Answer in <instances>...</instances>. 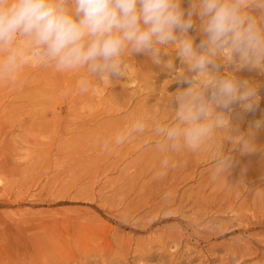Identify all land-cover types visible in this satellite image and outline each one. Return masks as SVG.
Instances as JSON below:
<instances>
[{
	"label": "rangeland",
	"instance_id": "1",
	"mask_svg": "<svg viewBox=\"0 0 264 264\" xmlns=\"http://www.w3.org/2000/svg\"><path fill=\"white\" fill-rule=\"evenodd\" d=\"M131 59L127 76L90 78L85 92L83 70L38 60L0 78V264H264V74L235 72L259 85L238 122L254 151L220 135L165 154L151 121L173 119L172 92L188 86L181 58ZM137 119L146 131L116 144ZM218 149L232 157L228 173L214 171ZM165 155L176 166L161 175Z\"/></svg>",
	"mask_w": 264,
	"mask_h": 264
},
{
	"label": "clouds",
	"instance_id": "2",
	"mask_svg": "<svg viewBox=\"0 0 264 264\" xmlns=\"http://www.w3.org/2000/svg\"><path fill=\"white\" fill-rule=\"evenodd\" d=\"M183 3L0 0V78L13 77L30 60H38L60 72L83 70L79 84L85 92L90 78L102 83L127 76L136 54L160 64L162 56L175 51L183 65L178 76L188 86L172 92L170 123L151 121L157 151L195 152L220 135L232 142L239 138L243 152L254 151L251 139L238 134V122L257 105L259 85L239 79L235 72L264 74V0H188L187 9ZM196 18L201 21L199 44L189 34ZM222 65L235 69L222 73ZM167 67H173L171 61ZM237 103L238 111L231 107ZM148 127L144 119H137L115 143H124L132 133L143 134ZM213 163L215 173L225 174L232 157L218 149ZM170 166L175 162L165 155L161 175Z\"/></svg>",
	"mask_w": 264,
	"mask_h": 264
},
{
	"label": "bare ground",
	"instance_id": "3",
	"mask_svg": "<svg viewBox=\"0 0 264 264\" xmlns=\"http://www.w3.org/2000/svg\"><path fill=\"white\" fill-rule=\"evenodd\" d=\"M154 238V237H153Z\"/></svg>",
	"mask_w": 264,
	"mask_h": 264
}]
</instances>
